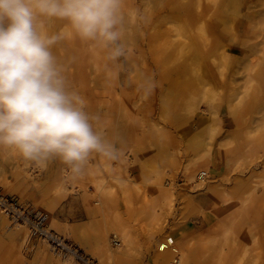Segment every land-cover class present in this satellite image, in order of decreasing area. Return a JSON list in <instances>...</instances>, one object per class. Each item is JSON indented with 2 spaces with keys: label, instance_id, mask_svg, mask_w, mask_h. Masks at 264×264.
I'll use <instances>...</instances> for the list:
<instances>
[{
  "label": "rangeland",
  "instance_id": "obj_1",
  "mask_svg": "<svg viewBox=\"0 0 264 264\" xmlns=\"http://www.w3.org/2000/svg\"><path fill=\"white\" fill-rule=\"evenodd\" d=\"M181 21L188 25L178 32ZM42 26L49 35L63 34L52 47L57 64L70 88L86 101L85 111L98 117L94 129L115 147L116 158L93 154L84 178L80 174L71 180L59 160L40 168L0 149V167H6L0 180L11 181L13 198L32 213H47L51 203L42 200L61 169L67 190L53 217L68 227L98 221V231L115 249L134 236L130 248L143 264H154L168 235L179 248L207 237L211 248L203 264H264V0H123L125 55L116 60L81 41L66 21L45 19ZM222 45L230 59L220 64L215 53ZM199 115L212 118L203 137L197 136ZM134 146L141 148L137 158L130 150ZM120 154L122 159L130 154L132 169L121 170ZM13 164L20 167V176L31 175L38 184L16 180ZM201 172L207 173L205 183L193 188L190 178ZM158 180L174 193L169 206ZM211 186L227 197L217 216ZM2 191L10 196L9 190ZM144 191L161 215L146 233L136 222V196ZM190 198L196 206L189 205ZM48 224L54 229L49 218ZM5 243L0 264L12 261L10 243ZM42 244L33 237L23 245L28 264ZM82 252L90 258L86 249Z\"/></svg>",
  "mask_w": 264,
  "mask_h": 264
},
{
  "label": "clouds",
  "instance_id": "obj_2",
  "mask_svg": "<svg viewBox=\"0 0 264 264\" xmlns=\"http://www.w3.org/2000/svg\"><path fill=\"white\" fill-rule=\"evenodd\" d=\"M45 19L66 21L116 60L125 55L123 0H0V149L40 168L59 160L74 178L93 154L114 159L116 149L62 74L52 47L63 34L44 32Z\"/></svg>",
  "mask_w": 264,
  "mask_h": 264
},
{
  "label": "bare ground",
  "instance_id": "obj_3",
  "mask_svg": "<svg viewBox=\"0 0 264 264\" xmlns=\"http://www.w3.org/2000/svg\"><path fill=\"white\" fill-rule=\"evenodd\" d=\"M228 15V14H227ZM187 23H184V21H181V24L178 26V32H182L187 28ZM42 30L45 31L44 27L42 26ZM178 47L179 44L174 46L173 49V63H176L178 59ZM215 59L218 61V63L222 64V62H228L230 59V56L228 54V51L226 49L225 45H222L221 47L216 50L215 53ZM172 55V53L170 54ZM169 55V56H170ZM256 58L251 59V63H254ZM199 120L197 123H202L199 129V132L197 136L203 137L204 133L207 131L208 124L211 122V116L203 117L201 115L198 116ZM207 125V127H205ZM196 128V127H194ZM141 148L133 147L131 150V153L134 157H138L139 152ZM123 154H120V167L121 170H124L125 168L132 169V163L130 158V154H126L125 159H122ZM133 162V161H132ZM128 163V166L127 164ZM0 167V173L2 171L6 170V167L1 165ZM131 166V167H130ZM10 167H13L14 178L16 180H19L21 183H25V180H30L31 182H34L32 180L31 175L27 176V174H24L23 176H20L19 170L20 167L18 165L15 166V164L10 165ZM129 172V171H128ZM4 173V172H3ZM67 174L68 171H67ZM90 177L93 181L96 179V173L94 170L89 171ZM201 174H207L206 172H201L196 177L190 178V182L193 184V188L201 187L205 183V180H200L199 176ZM81 178H84V175L81 173ZM63 177V171L61 169H58L56 174V179L52 183V186L49 188V191L45 195V200H42V203L49 201V209L46 211L47 213L41 212V214L45 215L47 217V226L48 224V218L51 220L53 224V228L61 233L68 234L71 238H73L76 243L80 245L78 247L79 251H84L86 249L89 252V255L92 260H95L96 264H143L140 262V254L134 252L131 250V243L134 238V236H131V234H128L127 228L123 227L124 233L128 236H131L130 238L123 239V246L122 249H115L113 245H111V241H108V237H104L101 231H98L99 229V222L98 221H85L82 223H74L71 224V227H68L66 225H62L57 221L53 214L59 209V207L63 203L64 197H61L62 193H64V190L66 192L67 187L63 186V183H61V179ZM71 180H78V178L75 176L74 178L71 176ZM157 182L159 184V188L162 189V200L164 199V202H166V205L169 206L172 202V197L174 196V193L170 188H166L162 185V181L158 180ZM38 184V182H34ZM12 183L8 178H3L0 180V189H7L10 191V196L16 197V190L15 188H12ZM168 187V185H166ZM247 188H250L249 182L246 184ZM211 188V189H210ZM209 190L214 194L215 201H216V207L213 209L214 215L219 214V209L221 207V204L227 200V197L223 198V192L220 188L216 186H211ZM8 195V194H7ZM139 199L140 206H139V212L137 213L136 221L139 223L141 230L146 233L149 229L153 226V224L157 221V219H160V214L157 212L156 207L152 206L150 196L147 191H144L142 195L136 196ZM48 198V199H47ZM189 205L196 206V203L193 201L192 198L189 199ZM27 207V206H26ZM107 228L109 232H114L115 226L111 223H107ZM29 224L26 223H13L9 220L7 216L3 214V212L0 211V246L3 244L5 245V241L8 240L10 243V249H12V261L10 264H28V261L26 260V257L24 256V253L22 251L23 245H26L27 241L32 240L33 237L39 238L33 235V231L30 229ZM54 229L49 228L50 231H52L54 234H56L58 237L60 236L57 232H55ZM94 229L98 231L97 235L95 236L93 234ZM6 239H5V238ZM64 238V237H62ZM5 239V240H4ZM43 244L38 247V251L36 253V256L34 258L35 261L29 264H82L78 262L75 259H71L70 256L64 257L63 254L60 252H57L52 245H49L47 243V239H41L39 238ZM50 242V241H49ZM261 242L264 244V233L261 235ZM51 243V242H50ZM115 243V242H114ZM117 243V242H116ZM120 243V242H118ZM44 245V246H43ZM118 247H121L120 244H118ZM131 247V248H130ZM50 248V249H49ZM211 248L210 240L207 237L198 236L195 240L191 241L190 243L186 244L183 248H179V246L176 244L175 239L172 236H166L160 247H159V254L154 259V264H203L205 260V255ZM78 251V252H79ZM64 258L59 259V258ZM175 257H180V260L182 259V262L179 263V260H175ZM95 264V263H94Z\"/></svg>",
  "mask_w": 264,
  "mask_h": 264
},
{
  "label": "built area",
  "instance_id": "obj_4",
  "mask_svg": "<svg viewBox=\"0 0 264 264\" xmlns=\"http://www.w3.org/2000/svg\"><path fill=\"white\" fill-rule=\"evenodd\" d=\"M207 174H201L200 180H205ZM0 211L13 223H26L29 224L33 235L47 239V243L61 254L70 256L72 259L77 260L82 264H94L91 257L86 256L82 251L80 252L77 247L70 245L64 238L58 237L47 226V217L41 213H32L31 210L23 204H20L16 199L5 194L0 189ZM51 243H50V242ZM79 251V252H78Z\"/></svg>",
  "mask_w": 264,
  "mask_h": 264
}]
</instances>
